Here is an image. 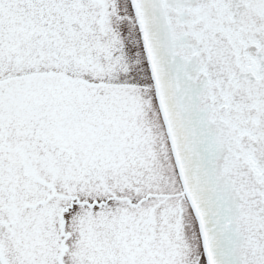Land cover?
I'll list each match as a JSON object with an SVG mask.
<instances>
[{"label":"snow or ice","instance_id":"obj_1","mask_svg":"<svg viewBox=\"0 0 264 264\" xmlns=\"http://www.w3.org/2000/svg\"><path fill=\"white\" fill-rule=\"evenodd\" d=\"M0 264H264V0H0Z\"/></svg>","mask_w":264,"mask_h":264}]
</instances>
